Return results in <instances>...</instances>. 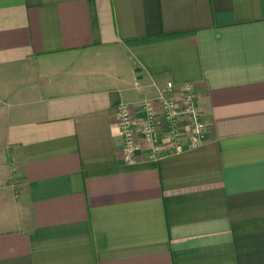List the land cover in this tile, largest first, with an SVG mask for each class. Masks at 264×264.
Instances as JSON below:
<instances>
[{
	"label": "crops",
	"instance_id": "crops-1",
	"mask_svg": "<svg viewBox=\"0 0 264 264\" xmlns=\"http://www.w3.org/2000/svg\"><path fill=\"white\" fill-rule=\"evenodd\" d=\"M168 81L207 139L129 162ZM0 264H264V0H0Z\"/></svg>",
	"mask_w": 264,
	"mask_h": 264
},
{
	"label": "built area",
	"instance_id": "built-area-1",
	"mask_svg": "<svg viewBox=\"0 0 264 264\" xmlns=\"http://www.w3.org/2000/svg\"><path fill=\"white\" fill-rule=\"evenodd\" d=\"M177 91L173 81H168L159 89V94L153 99L141 102L140 121L133 114L132 107L122 103L118 107L119 128L123 135V149L129 162H134L141 145L138 140L140 130L144 139L151 145L154 157L163 153L158 125L163 120L170 132V140L174 144L172 150L180 152L185 147L178 144L181 131L179 122L183 117H189L194 125L192 141L188 147H194L207 139V128L198 105V90L195 84L185 83ZM171 150V149H169Z\"/></svg>",
	"mask_w": 264,
	"mask_h": 264
}]
</instances>
